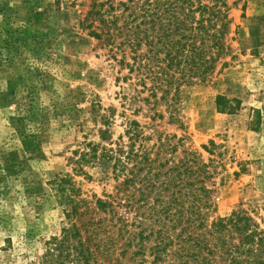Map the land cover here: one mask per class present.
Segmentation results:
<instances>
[{"label": "rangeland", "instance_id": "obj_1", "mask_svg": "<svg viewBox=\"0 0 264 264\" xmlns=\"http://www.w3.org/2000/svg\"><path fill=\"white\" fill-rule=\"evenodd\" d=\"M93 2L0 0V264H29L68 225L55 178L70 176L89 201L115 192L113 168L81 171L75 151L90 142L128 149L130 119L143 125L135 148L156 152L160 137L171 162L194 150L210 165V221L244 208L264 229V0H227L232 54L209 82L183 88L175 122L163 105L165 117L153 119L148 92L124 79L123 37L83 28ZM98 2L127 9L126 0ZM218 96L235 110L219 109Z\"/></svg>", "mask_w": 264, "mask_h": 264}, {"label": "trees", "instance_id": "obj_2", "mask_svg": "<svg viewBox=\"0 0 264 264\" xmlns=\"http://www.w3.org/2000/svg\"><path fill=\"white\" fill-rule=\"evenodd\" d=\"M122 3L128 12H114L113 4L96 9L105 2L94 0L83 28L96 39L105 32L108 41L123 37L117 51L129 48L119 60L128 70L124 79L141 85L139 95L148 92L143 100L148 112L154 110L153 119L165 117L163 105L175 122L183 88L209 82L232 54L231 7L227 0ZM95 20L100 32L92 29ZM233 102L217 99L226 111L235 110ZM125 135L131 140L128 149L90 142L75 151L81 171L89 162L113 168L115 192L89 201L70 176L55 178L68 225L46 240L44 252L29 264H264V229L254 214L238 208L209 220L212 174L198 152L185 151L171 162L160 137L156 152L155 144L150 150L135 148L143 135L136 119L127 121Z\"/></svg>", "mask_w": 264, "mask_h": 264}]
</instances>
